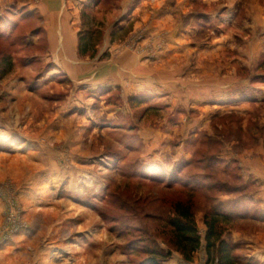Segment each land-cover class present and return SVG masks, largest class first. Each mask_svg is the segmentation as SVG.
Here are the masks:
<instances>
[{
	"label": "rangeland",
	"instance_id": "374dc122",
	"mask_svg": "<svg viewBox=\"0 0 264 264\" xmlns=\"http://www.w3.org/2000/svg\"><path fill=\"white\" fill-rule=\"evenodd\" d=\"M215 209L264 264V0H0V264H212Z\"/></svg>",
	"mask_w": 264,
	"mask_h": 264
},
{
	"label": "trees",
	"instance_id": "16d2710c",
	"mask_svg": "<svg viewBox=\"0 0 264 264\" xmlns=\"http://www.w3.org/2000/svg\"><path fill=\"white\" fill-rule=\"evenodd\" d=\"M80 53H87L82 43L80 45ZM174 205L176 218L170 220L168 223L170 243L173 249L180 252L186 260L191 261L194 254L202 247V238L194 218L193 207L189 203L184 204L180 201L176 202ZM232 221L233 215L216 209L212 211V213L206 215L205 223L207 225V234L205 240L209 263L252 264L235 255L238 246L223 240L219 226L222 222L230 223ZM149 249L151 248H148V250ZM170 256L171 251L165 252L157 248L150 252L147 262L148 264H165Z\"/></svg>",
	"mask_w": 264,
	"mask_h": 264
},
{
	"label": "crops",
	"instance_id": "0c3cea01",
	"mask_svg": "<svg viewBox=\"0 0 264 264\" xmlns=\"http://www.w3.org/2000/svg\"><path fill=\"white\" fill-rule=\"evenodd\" d=\"M62 28V27H61ZM62 31H63V28H62ZM67 34V33H66ZM67 35H71L72 36V33H69ZM58 37V35H57ZM75 40V39H74ZM128 65V64H127ZM141 71H144L143 69H141ZM118 79V78H117ZM117 79H114V81H117ZM149 81V80H148ZM151 83H153V79H151ZM156 83V82H155Z\"/></svg>",
	"mask_w": 264,
	"mask_h": 264
}]
</instances>
